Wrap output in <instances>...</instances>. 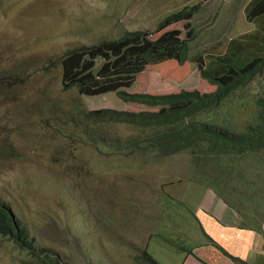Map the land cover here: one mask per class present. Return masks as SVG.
I'll list each match as a JSON object with an SVG mask.
<instances>
[{
	"label": "rangeland",
	"instance_id": "1",
	"mask_svg": "<svg viewBox=\"0 0 264 264\" xmlns=\"http://www.w3.org/2000/svg\"><path fill=\"white\" fill-rule=\"evenodd\" d=\"M247 2L0 0V204L11 207L41 258L50 255L61 264H147L143 253L148 250L160 264H195L200 247L192 253L182 247L193 240L204 250L212 244L195 233L190 218L204 224L205 216H211L206 211L214 214L215 203L224 201L239 223L264 234V146L218 170L217 160L227 163L231 157L206 154V141L197 156L194 149L172 156L131 154L105 147L102 138L144 141L145 133L124 124H100L94 126L100 141L93 144L88 134L93 126L84 113L151 109L124 102L115 93L86 96L76 88L66 90L61 63L80 47L126 32L152 33L173 13L197 5L201 9L189 18L188 29L175 26L193 33L190 57L203 54L207 67L238 40L239 51L247 54L264 42V17L248 21ZM243 89L234 92L244 104L232 105L233 120L247 133L245 127L258 119L264 71ZM182 90L209 93L215 87L188 62L150 66L126 89L152 95ZM207 190L215 194L208 192L210 200L203 197ZM0 264L44 263L0 235Z\"/></svg>",
	"mask_w": 264,
	"mask_h": 264
},
{
	"label": "trees",
	"instance_id": "2",
	"mask_svg": "<svg viewBox=\"0 0 264 264\" xmlns=\"http://www.w3.org/2000/svg\"><path fill=\"white\" fill-rule=\"evenodd\" d=\"M200 9L199 5L185 6L168 17L152 33L126 32L121 38L75 49L61 59L63 84L66 90L76 88L80 94L86 96L115 93L124 102L151 109L141 112H117L104 109L84 113L82 118L93 126L88 133L91 143L98 144L100 141L94 130V126L100 124H124L126 127L140 131L141 134L145 133L144 141L137 136L126 140L117 137L109 142L102 138L101 142L106 143L105 147L111 149L115 147L121 152L131 154L157 151L158 154L172 156L194 149V154L197 156L200 143L206 141L209 145L206 154L215 153L214 159L216 156L231 157L227 163L218 159V170L220 167L228 166L241 154L264 146V97L257 101L258 119L245 127L247 133L242 132L236 120H233L234 105L238 109L244 104L243 101H239L243 100V97L236 100L234 92L237 89L244 90L243 88L264 71V42H261L259 47L255 45V49L248 51L247 54L245 51H239L240 44H236L239 40L233 42V45H236L229 47L224 55H219L206 67L203 54L190 57L192 31L183 32L175 29L177 25H183V29H188L189 18L197 14ZM244 12L247 20L251 22L263 18L264 0H251ZM188 62L198 66L201 77L215 87L214 91L201 93L198 90H182L165 95L126 91L135 82L137 76L150 66L167 63L184 66ZM160 108L166 110L155 112ZM143 142L146 147L142 146ZM203 170L204 168L200 169L201 172H207ZM180 213L181 216L184 213L182 208L178 212L179 216ZM12 216L10 207L0 205L1 235L10 238L33 259L41 260L44 264H61L58 260H53L50 255L41 258L35 249L33 239H30L29 232L21 227L19 221L14 224ZM192 216L193 212L190 213V217ZM194 217L197 222L195 223L196 220L193 218H190V221L193 222L195 233L198 235L200 232L205 239L212 242L213 240L206 235L203 224L200 221L201 224H198V218ZM184 223L189 227V221L185 220ZM200 246L203 245L193 240L191 245L182 247V251L192 253L193 249ZM143 254L147 264H160L147 250ZM232 259L236 262L240 261L236 258ZM138 261L140 262L141 259Z\"/></svg>",
	"mask_w": 264,
	"mask_h": 264
},
{
	"label": "crops",
	"instance_id": "3",
	"mask_svg": "<svg viewBox=\"0 0 264 264\" xmlns=\"http://www.w3.org/2000/svg\"><path fill=\"white\" fill-rule=\"evenodd\" d=\"M249 1L251 0H248L246 5ZM212 197L208 194L204 200H210ZM226 208L228 207L225 204L216 202L214 214H212L202 207L201 211L209 212L211 215L204 218L207 230L234 257L247 264H264V234H257L256 230H240L239 225L241 223L233 217V209L228 208L227 211ZM222 216L225 217L224 221ZM201 250V254H198V256L209 264H236L225 259L215 249ZM195 264L201 263L196 262Z\"/></svg>",
	"mask_w": 264,
	"mask_h": 264
},
{
	"label": "clouds",
	"instance_id": "4",
	"mask_svg": "<svg viewBox=\"0 0 264 264\" xmlns=\"http://www.w3.org/2000/svg\"><path fill=\"white\" fill-rule=\"evenodd\" d=\"M209 191H211V190H207V195L209 194L208 192ZM212 192V191H211ZM212 194H214L213 192H212ZM206 195V196H207ZM215 195V194H214ZM206 196H203L204 197V199H205V197ZM224 204L228 207V208H231V209H233L231 206H229L225 201H224ZM0 205H2V204H0ZM4 206H8V207H10L8 204H3ZM11 208V207H10ZM12 210V209H11ZM200 210H202V208L200 209ZM205 210V209H204ZM234 210V209H233ZM12 213H13V211H12ZM241 215V214H240ZM12 220H13V222H14V224H16L17 223V221H19L20 222V224H21V221L15 216V214L13 213V216H12ZM202 224H203V222H202ZM21 227L22 228H24L27 232H28V230L23 226V225H21ZM203 227H204V230H205V233H206V235L209 237V238H211L213 241L211 242V241H209V244H212V246H211V248L210 249H215L218 253H220V255L221 256H223L225 259H228L229 261H232V262H234V263H236V264H247L246 262H244V261H242V260H240L239 258H236V257H234L232 254H230V252L227 250V249H225L224 248V246H222L216 239H214V237L210 234V232L207 230V228H206V226H205V224H203ZM239 229L240 230H246V231H255V230H252V229H249L248 227H247V225H242V224H240L239 225ZM263 231H264V229H262ZM257 232V231H256ZM1 233V232H0ZM1 235V234H0ZM202 235V234H201ZM3 236V235H2ZM5 238H8V237H5ZM8 239H10V238H8ZM12 242H14V241H12ZM214 242V243H213ZM15 244V243H14ZM15 247H18L17 245H15ZM19 248V247H18ZM204 248V245L203 246H200V249L199 250H201V249H203ZM148 251V250H147ZM149 252V251H148ZM150 253V252H149ZM152 255V254H151ZM153 256V255H152ZM154 257V256H153ZM197 257H198V260H197ZM196 257V262H200L201 264H209V263H207V262H205L202 258H200L199 256H197ZM155 258V257H154ZM232 258H236V259H238V260H240V261H234Z\"/></svg>",
	"mask_w": 264,
	"mask_h": 264
}]
</instances>
